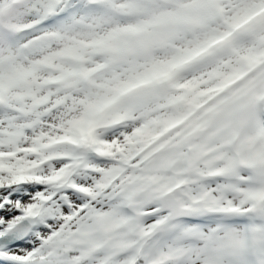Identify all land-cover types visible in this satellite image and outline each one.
Wrapping results in <instances>:
<instances>
[{
    "label": "snow or ice",
    "instance_id": "1",
    "mask_svg": "<svg viewBox=\"0 0 264 264\" xmlns=\"http://www.w3.org/2000/svg\"><path fill=\"white\" fill-rule=\"evenodd\" d=\"M0 264H264V0H0Z\"/></svg>",
    "mask_w": 264,
    "mask_h": 264
}]
</instances>
